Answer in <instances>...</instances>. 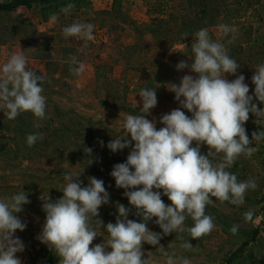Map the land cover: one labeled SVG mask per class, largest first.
Listing matches in <instances>:
<instances>
[{
  "label": "rangeland",
  "instance_id": "obj_1",
  "mask_svg": "<svg viewBox=\"0 0 264 264\" xmlns=\"http://www.w3.org/2000/svg\"><path fill=\"white\" fill-rule=\"evenodd\" d=\"M89 2L87 9L59 15L56 21L46 23L36 9L0 14V67L12 53L23 51L27 66L46 77L42 84L46 119L38 120L26 112L9 120L0 111V196L23 190L30 201L17 214L26 228L14 234L25 245L24 251L17 253L22 264H39L33 263L34 255L52 252L37 239L46 216L41 199L49 195L55 201L63 195L59 190L65 184L66 172L81 173L82 186L88 185L89 177L103 180L109 193V203L99 209L104 224L115 223L117 202L130 209L129 219L140 221L124 196L125 190L117 188L111 176L114 165L126 162L131 147L114 153L107 144L122 136L121 126L127 115L141 114L142 88L156 87L158 103L146 118L154 119L157 129L163 127L159 122L163 114L180 107L166 85L179 84L184 75L195 76L187 68H176L180 61L191 63L192 59L193 38L181 44L183 33L190 36L206 28L213 40L225 43L229 55L241 65L236 75L226 78L231 81L244 75L249 95L254 96L251 77L255 67L264 63V0H118L115 6V0ZM75 21L92 23L94 39H66L62 28ZM155 21L167 25L153 34ZM222 23L234 29L227 37L218 28ZM229 39L233 40L231 44H227ZM70 56L85 64L80 76L70 73ZM253 103L264 108L255 97ZM181 110L191 116L186 109ZM255 120L250 114L244 125L249 139L254 131H264V121L258 125ZM36 133H43V139L29 147L26 137ZM250 146L257 148L254 155L241 157L228 169L241 181L250 177L257 181L258 188L247 192L245 204L237 208L213 198L216 206L209 205L206 214L214 217L216 228L198 240L185 233L192 250L180 248L182 241L175 239V233L163 235L153 218L147 226L161 234L162 248L144 243L145 259L166 264L164 253L175 251L190 264H264V218L247 223L242 215L253 209L255 217H264V141ZM85 148H91L92 153H85ZM200 150L202 154L208 152L206 145ZM89 159L93 160L90 165ZM161 198L171 203L166 196ZM185 224L191 226L192 220ZM233 225L240 226L236 235L230 232ZM248 240V245L237 252ZM102 242L103 237H97L93 244Z\"/></svg>",
  "mask_w": 264,
  "mask_h": 264
},
{
  "label": "clouds",
  "instance_id": "obj_2",
  "mask_svg": "<svg viewBox=\"0 0 264 264\" xmlns=\"http://www.w3.org/2000/svg\"><path fill=\"white\" fill-rule=\"evenodd\" d=\"M74 7L70 2L61 12L68 14ZM51 19L56 21L58 17L53 14ZM94 27L92 23L75 21L63 27L62 33L66 39L79 37L87 42L94 39ZM218 28L225 37L234 31L223 23ZM188 36L183 33L182 39ZM191 37V63L182 60L176 68H187L195 76L184 75L179 84L166 85L180 107L163 114L159 120L163 127L157 129L156 121L146 118L158 103L156 87L142 88L139 92L141 114L127 115L121 126L122 136L107 144L114 153L131 147L126 162L114 165L111 176L116 187L125 190L124 196L140 221L129 219L130 209L117 202L115 223L104 224L99 218V209L109 203V193L103 180L89 177L88 185L82 186L81 173L66 172L65 184L59 190L63 195L55 201L49 195L41 199L46 216L37 237L55 253L58 264H152L149 257L144 258L143 244L159 246L161 234L147 226L153 218L163 235L175 233V239L182 241L180 248L192 250L185 233L198 240L216 228L214 217L206 214L209 205L215 207V201H219L239 208L245 204L247 192L258 188L255 178L241 181L228 169L241 157L249 159L254 155L257 148L250 146L253 142L264 141V131H254L249 139L244 126L250 114L256 117V124L264 121V108L253 103L255 97L264 104V63L255 67L251 77L254 96L249 95L244 75L231 81L226 78L236 75L241 67L229 55L226 44L213 40L206 28L195 31ZM232 42L229 39L227 44ZM27 64V58L20 51L12 53L0 67V111L9 120L26 112L38 120L47 118L46 97L42 94L46 77L38 75ZM69 64L74 76L85 71V64L76 56H70ZM181 109H186L191 116ZM43 135H27L28 146L42 140ZM202 145L207 146V154L201 153ZM85 149V153H92L91 148ZM92 163L89 159L88 164ZM162 195L171 203L166 204ZM28 203V194L23 190L0 196V264H22L17 253L23 252L25 245L14 234L26 228L17 214ZM242 215L247 223L264 218L255 217L253 209ZM189 218L192 225L186 226ZM239 227L233 225L230 232L236 235ZM97 237H103V242L93 244ZM164 256L166 264H190L175 251L165 252Z\"/></svg>",
  "mask_w": 264,
  "mask_h": 264
},
{
  "label": "trees",
  "instance_id": "obj_3",
  "mask_svg": "<svg viewBox=\"0 0 264 264\" xmlns=\"http://www.w3.org/2000/svg\"><path fill=\"white\" fill-rule=\"evenodd\" d=\"M118 0H115L114 6ZM74 3L75 7L70 12H80L87 9L90 6L89 0H8L0 3V14H11L17 12L19 9L25 10H38L40 18L43 23L49 21L53 14L56 16L64 14L61 12V8L68 3ZM166 23L163 21H155L153 23V34L163 27H166ZM192 39L191 35L181 39L179 42L185 44ZM100 69H97L99 73ZM249 243V240L241 247L237 252H241ZM33 263L38 262L39 264H57V257L53 252H43L36 254L32 258Z\"/></svg>",
  "mask_w": 264,
  "mask_h": 264
}]
</instances>
